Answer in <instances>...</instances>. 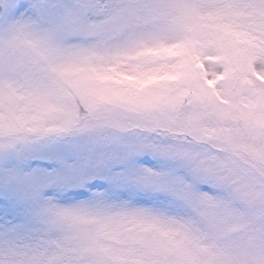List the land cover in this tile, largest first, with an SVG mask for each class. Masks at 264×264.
<instances>
[{
  "label": "snow or ice",
  "instance_id": "obj_1",
  "mask_svg": "<svg viewBox=\"0 0 264 264\" xmlns=\"http://www.w3.org/2000/svg\"><path fill=\"white\" fill-rule=\"evenodd\" d=\"M0 264H264V0H0Z\"/></svg>",
  "mask_w": 264,
  "mask_h": 264
}]
</instances>
